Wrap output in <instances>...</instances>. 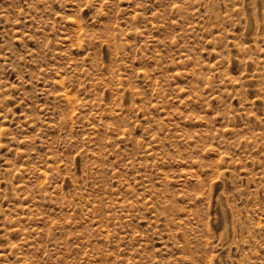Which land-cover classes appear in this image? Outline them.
<instances>
[{"label":"rangeland","instance_id":"rangeland-1","mask_svg":"<svg viewBox=\"0 0 264 264\" xmlns=\"http://www.w3.org/2000/svg\"><path fill=\"white\" fill-rule=\"evenodd\" d=\"M0 264H264V0H0Z\"/></svg>","mask_w":264,"mask_h":264}]
</instances>
